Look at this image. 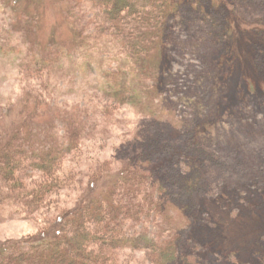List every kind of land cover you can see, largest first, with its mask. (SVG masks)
<instances>
[{"label": "rangeland", "instance_id": "1", "mask_svg": "<svg viewBox=\"0 0 264 264\" xmlns=\"http://www.w3.org/2000/svg\"><path fill=\"white\" fill-rule=\"evenodd\" d=\"M232 2L238 5L236 13L244 15L248 20L245 24L249 23H241L236 37L238 47L227 55H214L212 51L206 54V49H199L210 37L212 26L195 11V16L182 26L180 39L172 43L174 49L164 54L166 77L156 90V109L160 112L155 118L153 114L147 116L138 105L110 98L105 86L109 78L106 69L115 64L109 57L112 52L106 46L102 53L81 49L78 41L73 56L61 62L55 73V83L61 86L54 85L61 88L63 102L51 101L39 108L31 105L23 67L39 50L58 49L75 37L70 0H0V39L13 42L10 48L0 51V103L6 106L8 129L26 121L42 127L52 121L62 124L64 107L77 111L83 107L91 112L84 119L90 139L67 158L68 167L78 174L75 183L50 195L34 218L22 217L17 204H4L1 244L40 236L64 210L76 207L86 197H111L120 171L140 157L155 162L163 154L169 157L177 152L175 148L174 152L158 151L154 157L146 155L154 145L136 138V129L146 126L152 130L151 141L152 136L161 143L177 137L175 141L183 150L181 138L193 132L212 147L209 153L213 157L177 156L183 172L204 164L203 186L194 202L181 195L182 188L177 186L175 190L182 197L166 216L159 215L151 223V229L165 237L172 233L171 226L189 229L186 243L207 251L201 264H264V255L258 254L264 251V39L249 31L250 25L264 20V0ZM237 27L233 22L230 30ZM113 49L117 57H123L120 47L114 45ZM11 103L16 106L12 111ZM62 128L66 129L64 124ZM166 157L157 164L159 171L170 166L163 164ZM98 176L104 179L94 187L93 180ZM13 210L17 211L15 215ZM106 247L120 254L122 262L150 263L158 258L144 249Z\"/></svg>", "mask_w": 264, "mask_h": 264}, {"label": "trees", "instance_id": "2", "mask_svg": "<svg viewBox=\"0 0 264 264\" xmlns=\"http://www.w3.org/2000/svg\"><path fill=\"white\" fill-rule=\"evenodd\" d=\"M236 8L238 5L232 0H70L76 35L58 49L39 50L25 62L27 98L36 108L51 101L63 102L59 95L61 88L56 87L61 83H55V73L61 62L73 56L78 41L81 49L86 47L102 53L108 48L107 51L112 52L109 57L115 64L106 69L109 78L105 86V93L110 98L121 104L138 105L147 116L153 114L157 118L160 110L156 109V90H159V84H164L166 77L164 54L174 49L172 43L182 36V26L195 16V11H199L201 18L212 26L210 37L199 49H206V54L212 51L214 55H227L238 47L236 37L240 35L241 23L245 24L247 20L236 13ZM233 22L238 27L231 31ZM249 31L264 39V20L250 25ZM12 44L0 39V51ZM114 45L121 48L123 57H117ZM14 105L10 106V111L16 109ZM71 108L64 107L62 124L65 130L58 121L45 127L26 121L9 130L5 125L6 106L0 103V215L4 204H17L18 210L23 211L22 217L34 218L50 195L75 183L78 174H75V168L68 167L67 158L90 139L88 123L84 119L90 117L91 112L83 107H78L79 111ZM149 129L146 126L136 129V138L154 145L151 152H145L146 155L150 153L154 157L158 151L174 152L175 148H178L177 152L169 157L163 154L157 159L160 162L149 158L144 161V157L135 160L120 171L111 197L84 198L76 207L64 210L40 236L22 239L12 245L1 242L0 264L204 262L207 251H199L198 247L186 243L189 229L174 225L170 227L172 233L165 237L150 225L159 215L166 216L174 202L182 197L175 190L177 186L182 188L181 195L195 201L206 177L205 166L199 163L192 172H183L177 160L185 154L205 160L213 158L209 153L212 147L200 141L193 132L181 138L186 140V143L180 141L185 144V150L176 143L177 137H170L163 144L157 136H152L151 141L152 130ZM163 157H166L163 164L170 166L159 171L157 164ZM140 163H143L142 168ZM173 165L178 167L174 169ZM103 179V176L95 178L93 186ZM16 212L13 210L12 214ZM108 245L115 250H148L158 258L150 263L142 260L122 262L120 254L110 251ZM259 253L264 255L263 250Z\"/></svg>", "mask_w": 264, "mask_h": 264}]
</instances>
